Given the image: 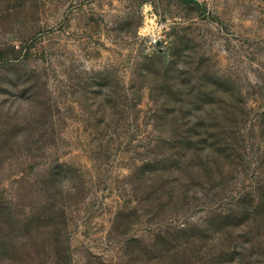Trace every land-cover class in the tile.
<instances>
[{"label": "rangeland", "instance_id": "374dc122", "mask_svg": "<svg viewBox=\"0 0 264 264\" xmlns=\"http://www.w3.org/2000/svg\"><path fill=\"white\" fill-rule=\"evenodd\" d=\"M0 264H264V0H0Z\"/></svg>", "mask_w": 264, "mask_h": 264}, {"label": "bare ground", "instance_id": "6f19581e", "mask_svg": "<svg viewBox=\"0 0 264 264\" xmlns=\"http://www.w3.org/2000/svg\"><path fill=\"white\" fill-rule=\"evenodd\" d=\"M153 22H154L153 19L147 18V21H146V23H145V25L143 27V30H145V31L150 30L153 27Z\"/></svg>", "mask_w": 264, "mask_h": 264}]
</instances>
